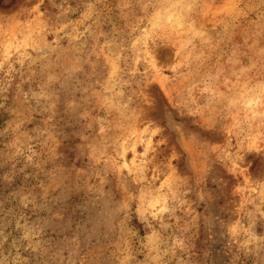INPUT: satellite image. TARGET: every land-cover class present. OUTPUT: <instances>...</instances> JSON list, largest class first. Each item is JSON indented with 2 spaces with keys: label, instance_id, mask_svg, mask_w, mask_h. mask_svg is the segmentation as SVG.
I'll use <instances>...</instances> for the list:
<instances>
[{
  "label": "rangeland",
  "instance_id": "1",
  "mask_svg": "<svg viewBox=\"0 0 264 264\" xmlns=\"http://www.w3.org/2000/svg\"><path fill=\"white\" fill-rule=\"evenodd\" d=\"M0 264H264V0H0Z\"/></svg>",
  "mask_w": 264,
  "mask_h": 264
}]
</instances>
